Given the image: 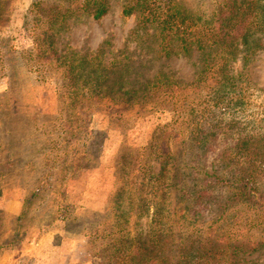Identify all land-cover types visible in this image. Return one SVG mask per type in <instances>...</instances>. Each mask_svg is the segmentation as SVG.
I'll list each match as a JSON object with an SVG mask.
<instances>
[{
  "label": "rangeland",
  "instance_id": "374dc122",
  "mask_svg": "<svg viewBox=\"0 0 264 264\" xmlns=\"http://www.w3.org/2000/svg\"><path fill=\"white\" fill-rule=\"evenodd\" d=\"M84 1L0 0V203L5 209L0 215V245L9 244L0 250V264H106L105 233L111 227L114 195L121 177L131 172L133 164L129 170L124 167L129 161L133 163L139 150L155 144L153 137L159 129L176 136L169 149L175 150L174 163L181 169L184 190H173L172 195L176 200L184 194L177 208L178 214L186 215L184 225L204 232L203 226L208 225L203 219L216 220L222 213L214 206L199 208L187 198L193 193L188 188L199 190L204 185L223 203L231 196V187H214L215 176L239 177L250 172L260 181L258 188L264 195L260 166L250 164V157H240L229 164V173L223 166L227 160L221 155L225 147L235 149L242 142L251 150L258 149L256 158L264 155L259 146L264 145V26L250 38V51L240 47L228 63L234 80L221 86L214 77L188 87L185 102L157 109L105 100L75 102L70 89L64 87L57 62L39 61L30 52L36 38L47 30L41 9H75ZM123 1L109 0V12L99 21L87 13L71 15L66 28L55 37L54 51L64 54L71 48L91 55L103 50L104 61L118 60L119 68L129 65L131 78L138 82L152 81L159 72L185 84L193 82L201 56L196 52L190 57L167 59L157 55L148 39L139 42L143 30L131 33L136 20L134 16L121 17ZM175 1L203 21L211 18L221 2ZM255 23L261 25L260 20ZM160 140V144L165 141L163 146L168 145L163 137ZM184 163L192 168L183 167ZM23 200L28 205L18 221ZM240 211L252 220L256 208L248 204L236 208L239 216ZM141 223L143 230L145 218ZM250 223L235 225L230 237L248 242L249 248L242 255L245 262L264 264V246L258 247V243L264 244V227L254 228ZM204 238L208 239L202 233ZM51 239L53 246L48 248Z\"/></svg>",
  "mask_w": 264,
  "mask_h": 264
},
{
  "label": "trees",
  "instance_id": "16d2710c",
  "mask_svg": "<svg viewBox=\"0 0 264 264\" xmlns=\"http://www.w3.org/2000/svg\"><path fill=\"white\" fill-rule=\"evenodd\" d=\"M108 1L85 0L80 5L76 4L75 9H62L59 6L41 9L47 30L36 38L35 48L30 55L34 53L39 61L57 62L65 81L64 87L70 89L68 93L75 102L105 100L106 103H121L129 107L151 105L152 109L168 108L177 102H185V89L188 87L214 77H218L215 81L221 86L234 80L228 73V63L234 60L240 47L250 51V38L264 26V0H221L211 18L204 21L187 13L175 0H124L121 17H135L136 26L131 33L144 31V35H138L140 43L148 39L155 45V53L165 59L190 57L193 52L201 56L200 69L190 84L161 72L152 81L138 82L134 77L131 78L133 69L129 65L119 68L118 60L104 61L103 50L82 55L71 48H67L64 54H58L53 49L55 37L66 28V21L71 15L87 13L99 21L109 12ZM255 20H260L261 25L256 24ZM194 122L198 124L200 121ZM159 130L153 137L155 144L152 146L151 143L139 150L137 156L132 158L133 163L129 161L124 167L126 171L133 164L131 172L126 171L121 177V184L114 195L111 227L105 233V239H108L105 246L106 264H248L242 258L246 253L244 249L249 248L248 242L243 243L230 236L233 227L243 221L245 225L252 222L250 224L254 228L264 227V195L258 188L260 181L254 179L252 173L245 172L248 166L239 177L231 174L229 178L215 176L214 187L221 184L231 187V196L223 203L206 191L204 185L200 187L201 191L188 188L193 190L192 195L187 197L189 202H194L199 208L214 206L217 210L221 209L222 213L216 220L203 219L202 223L208 225L203 226L204 232L198 227L184 225L186 215L177 212L184 194L176 200L172 195L173 190H184L181 173L178 172L181 169L174 163L175 150L169 149V142L176 141V136ZM191 135L199 139L196 131H192ZM161 137L168 145L163 146L165 141L160 144ZM200 142L204 144L205 141ZM247 146V143L242 142L235 149L225 147L221 151L222 157L227 160V164H223L224 168L230 173L229 164H234L233 159L244 157L248 160L250 157V164L260 166L259 170L264 174V155L260 154L256 158L254 155H257L258 149L254 147L251 150ZM259 146L260 149L264 148V145ZM188 164L184 163L183 167L192 168ZM45 181L41 184H45ZM27 202L21 201L18 221L26 213ZM248 204L256 208L252 220L243 216V211L239 212L240 216L236 213V208ZM230 207L231 210L227 212ZM143 218L145 227L142 230ZM217 223L220 224L215 228ZM200 232L205 233L208 239H201ZM261 246L264 244L258 243V247ZM8 247L9 244L0 245V250Z\"/></svg>",
  "mask_w": 264,
  "mask_h": 264
},
{
  "label": "crops",
  "instance_id": "0c3cea01",
  "mask_svg": "<svg viewBox=\"0 0 264 264\" xmlns=\"http://www.w3.org/2000/svg\"><path fill=\"white\" fill-rule=\"evenodd\" d=\"M0 204H1V203H0ZM0 210H5L4 207H2V204H1V206H0ZM20 211H21V207H20L19 212H20ZM17 214H18V213H17ZM53 240H54V239H51V240L49 241V243H48L49 247H48V248H51V247L53 246V244H52ZM56 263L59 264L58 261H56ZM47 264H48V263H47ZM50 264H52V263H50ZM53 264H55V262H53Z\"/></svg>",
  "mask_w": 264,
  "mask_h": 264
}]
</instances>
